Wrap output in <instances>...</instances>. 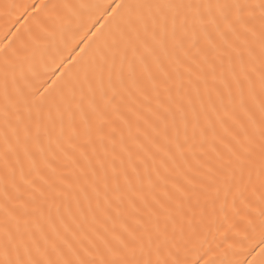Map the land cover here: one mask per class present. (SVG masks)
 I'll list each match as a JSON object with an SVG mask.
<instances>
[{
	"label": "snow or ice",
	"instance_id": "6c2138e0",
	"mask_svg": "<svg viewBox=\"0 0 264 264\" xmlns=\"http://www.w3.org/2000/svg\"><path fill=\"white\" fill-rule=\"evenodd\" d=\"M0 264H264V0H0Z\"/></svg>",
	"mask_w": 264,
	"mask_h": 264
}]
</instances>
